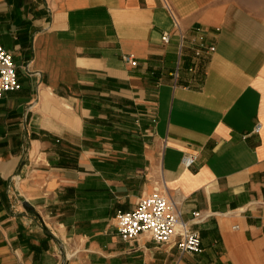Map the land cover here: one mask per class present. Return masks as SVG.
<instances>
[{
	"label": "crops",
	"instance_id": "crops-1",
	"mask_svg": "<svg viewBox=\"0 0 264 264\" xmlns=\"http://www.w3.org/2000/svg\"><path fill=\"white\" fill-rule=\"evenodd\" d=\"M0 45L21 86L0 99V264H264V20L227 0H0ZM156 190L199 253L120 236Z\"/></svg>",
	"mask_w": 264,
	"mask_h": 264
},
{
	"label": "built area",
	"instance_id": "built-area-1",
	"mask_svg": "<svg viewBox=\"0 0 264 264\" xmlns=\"http://www.w3.org/2000/svg\"><path fill=\"white\" fill-rule=\"evenodd\" d=\"M164 40H168L167 34ZM20 87L13 58L0 45V99L6 92L17 91ZM260 129L261 126L258 125L255 132L259 133ZM197 160V155H186L182 165L189 169ZM197 218L199 213H194V219ZM116 228L125 241H134L142 233H148L158 245L174 241L183 254L199 253L202 247L200 234L182 219L177 205L159 190L141 199L133 212L119 214L116 217Z\"/></svg>",
	"mask_w": 264,
	"mask_h": 264
},
{
	"label": "rangeland",
	"instance_id": "rangeland-1",
	"mask_svg": "<svg viewBox=\"0 0 264 264\" xmlns=\"http://www.w3.org/2000/svg\"><path fill=\"white\" fill-rule=\"evenodd\" d=\"M236 3L258 18L264 20V0H227Z\"/></svg>",
	"mask_w": 264,
	"mask_h": 264
}]
</instances>
